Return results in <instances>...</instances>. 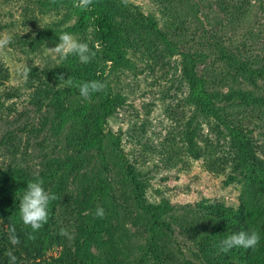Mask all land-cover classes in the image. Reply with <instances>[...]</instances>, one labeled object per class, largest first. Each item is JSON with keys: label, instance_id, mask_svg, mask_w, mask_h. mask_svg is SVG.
<instances>
[{"label": "trees", "instance_id": "trees-1", "mask_svg": "<svg viewBox=\"0 0 264 264\" xmlns=\"http://www.w3.org/2000/svg\"><path fill=\"white\" fill-rule=\"evenodd\" d=\"M252 1L261 3L264 22L262 0L209 2L217 10L215 24L227 28L225 37H212L203 23H194L195 0H147L164 20L161 27L154 15L124 0H93L87 9L75 7L77 0H36L37 14L23 9L20 23L28 31L9 38L25 58L16 89L9 87L12 72L0 58V121L7 126L0 147L9 145L7 152L16 156L0 168V264H10L9 251L17 264H264V130L256 125L264 126V64L246 67L236 51L264 50V32L253 29L255 21L245 25L238 13L241 6L244 20L254 14ZM52 12L56 21L49 25L44 18ZM64 32L89 45L95 53L90 63L46 55ZM257 54L262 59L264 53ZM172 56L181 61L166 69L161 64ZM203 61L206 71L200 74ZM139 64L170 71L154 97L162 113L151 115L153 101L143 104V117L133 107L138 97H151L134 78ZM61 73L106 87L85 100L77 88L58 81ZM123 83L133 90L126 93ZM21 91H28L25 111L10 120L15 109L6 102ZM109 120L128 125L123 132L130 134L129 151L122 129L111 132ZM21 132L41 150L50 146L40 169L21 162L32 159L17 154ZM153 158L157 164L148 166ZM198 161L207 173L223 176L225 187L237 188L235 206L202 198L174 208L165 198H148L156 173L175 168L186 174ZM38 179L57 198L49 204L47 223L33 232L21 222L19 203L27 183ZM98 207L103 218L95 215ZM12 226L20 240L15 246L9 242ZM61 229L72 239L59 235ZM240 231L257 232V246L220 252L221 237Z\"/></svg>", "mask_w": 264, "mask_h": 264}, {"label": "rangeland", "instance_id": "rangeland-1", "mask_svg": "<svg viewBox=\"0 0 264 264\" xmlns=\"http://www.w3.org/2000/svg\"><path fill=\"white\" fill-rule=\"evenodd\" d=\"M36 0H0V40L5 41V45L0 47V58L3 62L6 63L7 67L12 72V79L9 82L10 88L17 87V81H15L16 74L25 66L23 56H20L15 47L10 46L9 40L10 36L14 34H22L28 31V28L24 31L22 29L20 21L23 20L22 12L25 7H29L28 10L34 11V14H37L38 8L33 6V3ZM129 4V6H138L142 10L145 15L152 14L156 17L157 23L161 27L163 24V19L161 16L154 12L152 9L148 7L147 0H124ZM198 4V11L197 16L194 21L195 24L203 23L205 27L208 29L212 37L223 36L227 32V28L220 27L216 25L214 22V16L217 10H215L213 5H209L211 0H195ZM221 1V0H219ZM239 5L241 4L240 0H237ZM250 1V0H249ZM264 3V0H262ZM252 5L254 7V14L247 17L244 20L243 8L239 6L238 13L240 14L242 20L244 21L245 25H251L249 23H253V29H259L264 32V22L261 18L262 14V6L259 1H252ZM57 12V11H56ZM61 14V12H58ZM38 16H41L40 14ZM45 22L51 25L53 22L56 21V14L47 13L45 18ZM9 22H12V26L6 27L5 25ZM23 23V22H22ZM70 24H73L71 21ZM23 25V24H22ZM159 27V28H160ZM162 29V28H161ZM227 35V34H226ZM225 35V36H226ZM223 36V37H225ZM151 39L155 38V35L150 36ZM153 50L155 48V44L153 47H149ZM237 52H240L244 57V65L247 67L251 63L255 65L254 68L261 67L264 64V55L262 59L259 58L257 53L263 52L264 50L258 49H238ZM45 55V54H44ZM47 56H50L46 52ZM51 58V57H50ZM181 61L180 56H172L167 57L165 61L162 62L161 65H165L166 69H171L170 67L175 66V62L179 63ZM145 64H139L138 67L141 68L140 73L136 77H134V73L130 72L129 77L136 78L139 80L138 85H145L150 90L151 97H148L146 94L145 97L147 98H139L133 101V107L138 111V115L143 117L146 109L143 108V104L149 103L153 101L154 106L150 107L151 115H157V113H162L161 103L160 100H155L156 93H158L165 83V75L169 73L166 69H160L159 66H153L147 70ZM160 65V66H161ZM153 68V69H152ZM158 68V69H157ZM197 71L202 74L205 69V61L197 66ZM108 75L112 77V73L110 69H108ZM172 72V70H171ZM218 73L223 74L224 71H219ZM179 73L176 76H179ZM110 83L113 79H107ZM116 86L117 82L115 81ZM229 83L227 82L222 89L227 90ZM7 87V90H9ZM134 87L126 86V84H122V90H126V93H129L133 90ZM1 91V87H0ZM22 96L20 98H13L6 102L7 105H13L14 112L8 118L14 119L18 114L25 111L26 108V94L28 91H21ZM137 95V94H136ZM144 102V103H143ZM165 103L171 104V106H175L176 100H165ZM262 109V107L260 108ZM131 111V110H130ZM130 115L133 116V112H130ZM130 117V116H129ZM19 123H24V119L19 120ZM260 124L261 128L264 130V126L262 122H257L256 125ZM122 129V143L124 145L125 151L130 150V145L132 146L131 142L129 141L130 134L125 137L124 132L128 125L122 124L120 122L109 120L108 129L111 130L113 133H118L119 129ZM7 126L5 123L0 121V136L6 131ZM261 129V130H262ZM126 133V132H125ZM18 140L14 142V145L17 147V154L19 157L24 156V159H27L29 156L32 159H28L26 162L21 161L24 165L35 166V168L40 169L41 166L44 164V154L46 157H50V146H46L44 150H41L36 141L28 138L25 132L18 133ZM8 146L0 147V168L6 167L7 163L11 159V155L15 156L11 153H8L7 149ZM137 156V153H135ZM16 157V156H15ZM43 157V158H42ZM264 158L263 156H260ZM157 158H153L149 161L148 166H152V164H157ZM165 171V170H164ZM178 169L171 168L170 171H165V173L158 172L154 176V180L151 181L152 187L148 191V198L151 200L158 201L160 198H165L170 202V205L174 208L183 206L185 204H195L196 202L200 201L202 198L210 199V200H217V201H224L227 205L235 206L238 201L239 192L235 186L225 187L223 185L224 177L223 176H214L213 174H209L204 171L201 167V162H193L191 168L188 173L183 174L182 172H178ZM154 174V173H153ZM51 256L57 255V252H53L50 254Z\"/></svg>", "mask_w": 264, "mask_h": 264}, {"label": "clouds", "instance_id": "clouds-1", "mask_svg": "<svg viewBox=\"0 0 264 264\" xmlns=\"http://www.w3.org/2000/svg\"><path fill=\"white\" fill-rule=\"evenodd\" d=\"M92 4L93 0H77L74 6L87 9ZM58 38L60 41L58 44L52 48L46 47V51L53 61H63L71 55L77 57L82 64L91 62L95 53L91 51L87 43L77 40L72 34L67 32L62 33ZM5 43V41L0 40V47H3ZM57 79L67 86L77 88L80 96L85 100L90 99L92 94L103 91L106 87L104 83L98 80L77 82L72 77L65 79V75L62 73L57 75ZM56 198L54 194H50L45 190L43 180L38 179L28 182L19 203V216L23 225L26 228H31L33 232L39 231L48 221L50 202L56 200ZM95 215L98 218H103L105 215L104 209L98 207ZM59 235L67 237L69 240L72 239L71 234L66 229H61ZM9 242L13 246L20 243L14 226L9 228ZM258 243L259 234L257 232L240 231L222 236L219 240L218 248L220 252L228 253L234 248L254 249ZM7 256L10 264H17V258L11 251L7 253Z\"/></svg>", "mask_w": 264, "mask_h": 264}]
</instances>
